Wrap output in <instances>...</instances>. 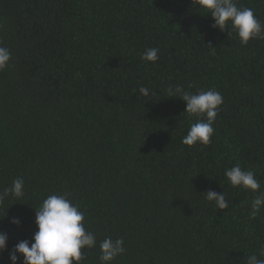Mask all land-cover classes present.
Returning a JSON list of instances; mask_svg holds the SVG:
<instances>
[{
	"label": "trees",
	"instance_id": "trees-1",
	"mask_svg": "<svg viewBox=\"0 0 264 264\" xmlns=\"http://www.w3.org/2000/svg\"><path fill=\"white\" fill-rule=\"evenodd\" d=\"M237 4L264 23V0ZM213 23L191 0H0L11 53L0 71V191L25 182L23 198L0 203L9 250L31 242L43 199L68 193L97 237L83 264H100L109 236L126 249L112 264H246L258 253L264 210L250 219L252 195L224 173L254 170L264 191V39L242 46ZM150 47L155 63L141 60ZM170 85L222 94L209 145L182 144L195 117ZM209 190L225 192L228 208Z\"/></svg>",
	"mask_w": 264,
	"mask_h": 264
},
{
	"label": "clouds",
	"instance_id": "clouds-1",
	"mask_svg": "<svg viewBox=\"0 0 264 264\" xmlns=\"http://www.w3.org/2000/svg\"><path fill=\"white\" fill-rule=\"evenodd\" d=\"M191 3L200 14L211 16L213 29L223 32L230 28L242 46H247L250 40L264 39V23L256 18L252 8L238 6L237 0H191ZM159 51L156 47L146 48L141 60L155 63L159 60ZM10 59V50L0 46V71L9 65ZM138 91L143 97L150 95L147 87H140ZM166 94L173 98L179 97L186 105L184 113L195 117L187 135L182 138V144L190 148L209 145L220 107L224 103L222 94L215 89L192 93L178 85L168 86ZM224 176L231 187L252 195L249 218H257L264 210V191H261L255 171L244 170L237 164L226 169ZM24 183L22 178L13 180L11 186L0 191V203L9 197L16 200L23 198ZM204 196L218 210L223 211L229 206L225 192L221 194L209 190ZM84 220L85 214L79 205L72 202L68 193L48 195L35 209L37 230L31 242L21 240L9 250V236L0 231V253L8 251L9 264H83L87 259V251L97 246V237L92 231L86 230ZM10 222L17 227L21 224L18 217L12 218ZM123 245L122 238L113 239L109 236L101 240L100 264H112L126 251ZM246 264H264V245H261L258 253L246 257Z\"/></svg>",
	"mask_w": 264,
	"mask_h": 264
}]
</instances>
